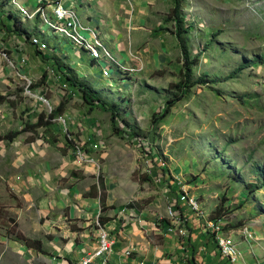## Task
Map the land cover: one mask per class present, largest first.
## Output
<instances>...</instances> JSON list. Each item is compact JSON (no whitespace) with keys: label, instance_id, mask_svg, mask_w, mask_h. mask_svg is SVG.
Here are the masks:
<instances>
[{"label":"rangeland","instance_id":"obj_1","mask_svg":"<svg viewBox=\"0 0 264 264\" xmlns=\"http://www.w3.org/2000/svg\"><path fill=\"white\" fill-rule=\"evenodd\" d=\"M3 1L0 136L64 108L51 125L0 141V264L32 263L30 250L14 258L1 238L10 239L14 212L38 214L51 255L81 246L89 229L117 233L133 224L153 244L163 246L167 229L182 239L173 225L182 220L175 194L211 229L232 234L220 239L238 251V262L241 242L264 257V64H252L264 56V0ZM8 12L23 19L30 40L15 32ZM36 47L98 90L103 108L92 107ZM183 47L194 62L188 72ZM185 74L183 99L165 113ZM200 77L208 83L195 84ZM23 175L28 183L9 179ZM49 192L61 208L41 198ZM216 210L222 223L212 221ZM127 216L136 218L124 226ZM70 237L75 246L66 248Z\"/></svg>","mask_w":264,"mask_h":264},{"label":"crops","instance_id":"obj_2","mask_svg":"<svg viewBox=\"0 0 264 264\" xmlns=\"http://www.w3.org/2000/svg\"><path fill=\"white\" fill-rule=\"evenodd\" d=\"M20 2L21 4L26 5L24 3L25 0H20ZM18 178L19 180H17V178L15 177L9 179L11 182L15 181L16 183L14 184L16 185L26 183L30 180V177L26 175L20 176ZM46 197L47 199H50V202H52V204L58 205L59 208H61V206L63 205L62 199L58 196H54L53 192H49L47 193V196H42L41 198L45 200ZM26 199L28 201V198ZM28 203L31 204L32 202ZM40 205L42 211H46L45 209L48 208V204L46 201H43L42 203H40ZM71 213L73 215L75 211ZM13 214H17V221L15 220V222L18 225V229L27 238L31 240H39L41 242L42 248L45 247V243L41 239L42 230L37 223L38 214L35 213V211L28 213V215L18 212H14ZM194 215L197 218L196 214ZM27 218L30 221V226H22V222L26 221ZM132 218L136 217L127 216L125 218V221L123 222L124 226H129ZM192 222L196 223L194 220H192ZM107 224L104 226L106 227ZM132 225L133 224H130V228H127L125 230L120 228L117 233L107 229L110 232L112 243H114L113 250L111 251V261H115L116 264H222L215 249L214 243L207 241L198 230H192V234L190 236H186L185 239L174 237L172 236V234L170 235L171 237H162L163 246H160L157 244H153L150 240L148 241L147 239H145V236L142 232L143 230L138 231V226L135 228L132 227ZM173 225H176V229H180V233L185 232V224L181 219H175L173 221ZM139 227L142 226L140 225ZM87 232L89 234L88 239L81 246H75L72 243V238L70 237L66 248L75 246V249L72 250L71 248L70 251L66 249L69 252H66L67 254L64 256H62L61 250H58L56 252L58 253L57 255H51L44 249L43 250L46 252V254H41L32 249H28L31 251L29 252L31 254V262L33 264H78V262L83 257H85L88 253H91L96 247L97 235L100 234L99 230L97 232V229L94 233L90 229ZM252 233L254 234L253 240L256 242L258 238L256 237V232L253 229ZM121 235L123 237L122 242L118 239V237ZM1 238L8 242L7 246L5 243V247H7V249L9 247V249L13 251L14 258L20 257L19 252L21 248H23V246L20 243L13 241L12 239H6L5 237ZM50 243H52L51 245L55 246L56 242L54 243L52 241ZM241 244L243 243L241 242ZM241 244L238 243L239 248L243 251V256L242 259H240L239 264H264V257L259 260L258 256L255 253V245H253L250 250H247L241 247ZM262 249L264 251V245L262 246Z\"/></svg>","mask_w":264,"mask_h":264},{"label":"trees","instance_id":"obj_3","mask_svg":"<svg viewBox=\"0 0 264 264\" xmlns=\"http://www.w3.org/2000/svg\"><path fill=\"white\" fill-rule=\"evenodd\" d=\"M6 5H7V2H5V1L0 2V8H5ZM44 6H45V4H44ZM8 13H9V17L11 19H13V21H14L13 27H14L15 32H19V33L24 34L25 38L30 40L32 34L29 33V31L28 32L24 31V28L22 26L23 19L17 18L16 15L12 14V12H8ZM174 16H175V18H178L177 14H175ZM181 29H182L181 27L178 28L179 31H181ZM38 53H40V52H38ZM182 54L184 56V62L186 65V70L188 72L189 66L193 65L194 62L188 59L187 54H186V50L184 49V47L182 49ZM41 55L46 60H48L49 63H51L54 67H56L58 71L65 74L68 83L71 86H73L74 88H76L80 93H82L84 96V99L86 101H88L92 107L97 106V107L103 108L104 103L99 98V96H97L98 90H96L95 88H92L91 84L87 80L79 77L78 74H76V76L73 75V69L70 68V66L68 64L61 61L58 57L48 56L46 54H41ZM95 63H96L95 60L90 62L91 65H94ZM252 64L253 65L264 64V56L256 58V60L252 61ZM62 70H65V72ZM240 70H242V67L236 68L227 77L228 78L236 77V75L238 74V72ZM188 83H189V75L185 74L184 79L181 80L179 82V84H176V86H175L177 89H179V95L174 96L171 100H169L167 102L168 107L165 110V113H167L168 109H170L171 107H173L175 104H177L178 102H180L183 99V96H184L186 89L188 87ZM206 83H208V81L205 77H200L195 82V84H201V85L206 84ZM63 108H64V106L61 104L49 115H46L44 113H40L38 115V118H37L35 123H25L21 128L7 132L6 134L0 136V141L13 142L19 135H21L23 133L34 132L38 128H44V127L51 125L53 119L55 117H57L58 115H61L63 113ZM111 115H112V118H114L113 113H111ZM215 212L216 213H214L212 218L213 219H220L222 214L221 213L217 214L218 210H216ZM0 219H1V216H0ZM8 221L11 223V226L8 228L6 233H7V236L10 237V239L20 243L26 249H32L38 253L46 254V252L43 250L41 242L39 240H31V239L27 238L18 229V225L15 222V220L9 218ZM99 223L101 225H104L106 223V219H104V218L99 219Z\"/></svg>","mask_w":264,"mask_h":264},{"label":"built area","instance_id":"obj_4","mask_svg":"<svg viewBox=\"0 0 264 264\" xmlns=\"http://www.w3.org/2000/svg\"><path fill=\"white\" fill-rule=\"evenodd\" d=\"M34 2H42V6L45 4L42 0H35ZM58 12L60 16H68V9L61 8ZM37 51L40 52V54H45L43 48H37ZM181 190H183V188ZM173 202L174 213L181 216L182 222L185 224V237L182 239H185L188 235L190 236L192 234V230H198L207 241L214 243L222 264H239L238 258H232L229 249L226 246L220 245V237H228L229 235H232L231 233L225 231V228L222 226L221 230H211L209 228V221H203L195 218L191 212V202L189 200H181L177 197V194H175ZM192 220L196 223H193ZM212 221L221 223V218ZM171 231V229H167L166 233L171 235ZM250 240H253L252 237ZM113 245L114 243L108 241L100 235H97L96 247L93 249V251L101 252V259L97 264H115V261H109V251L112 250ZM92 252L83 257V262L85 264H89V255L92 254Z\"/></svg>","mask_w":264,"mask_h":264},{"label":"bare ground","instance_id":"obj_5","mask_svg":"<svg viewBox=\"0 0 264 264\" xmlns=\"http://www.w3.org/2000/svg\"><path fill=\"white\" fill-rule=\"evenodd\" d=\"M42 1L45 2L44 0H42ZM61 8H62V6H60L59 10H60ZM62 9H64V8H62ZM71 32H72V30H71ZM72 33H73V32H72ZM78 36H80V35H78ZM77 41L80 42V37H78ZM43 49H44V48H43ZM44 51L46 52L45 49H44ZM190 202H191V201H190ZM191 212H192V214H193L192 203H191ZM193 215H194V214H193ZM194 217H195V215H194ZM195 218H196V217H195ZM198 219H200V218H198ZM201 220H203V219H201ZM203 221H205V220H203ZM221 223H222V219H221ZM209 228L211 229V227H210V221H209ZM224 228H225V227H224ZM171 230H172V229H171ZM211 230H213V229H211ZM100 236H102V237H104L105 239H107L108 241L112 242V238H111V236H110V232H109L108 230L101 229V231H100ZM220 245H222V246H226V247L229 249V251H230V255L232 256V258H238V261H239V253H238V251H236V250L232 247V245L229 244V242H228V240H227L226 238L220 239ZM113 246H114V245H113ZM112 250H113V247H112ZM112 250L109 251V261H111V255H112L111 251H112ZM100 259H101V252H100V251H93L92 254L89 255V264H97V263H99ZM238 263H239V262H238ZM78 264H85V263L83 262V258L79 261ZM115 264H116V263H115Z\"/></svg>","mask_w":264,"mask_h":264}]
</instances>
